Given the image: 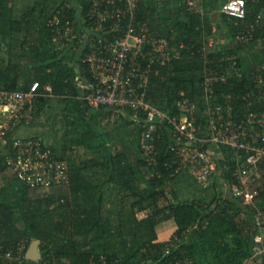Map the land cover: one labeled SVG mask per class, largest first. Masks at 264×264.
Masks as SVG:
<instances>
[{
	"label": "trees",
	"instance_id": "16d2710c",
	"mask_svg": "<svg viewBox=\"0 0 264 264\" xmlns=\"http://www.w3.org/2000/svg\"><path fill=\"white\" fill-rule=\"evenodd\" d=\"M227 1L201 0L198 6L204 8L202 17L189 11L185 0H141V14L169 37L177 54L169 63L152 67L147 98L153 105L178 115L176 104L180 94L185 93L198 104L199 117L205 122L204 79L216 73L228 75L233 68L238 72L236 76H229L224 84L215 82L216 101H212L232 107L237 121L245 120L248 106L255 111L264 110V87L258 81V75L264 73V54H253L254 67L246 63L241 52L244 45L238 39L244 35L246 40L264 42V0H247V16L240 21L220 13ZM16 2L0 0V91L28 90L39 82L42 95L35 103L29 126L38 122L55 98L70 103L67 114L80 134L72 140L71 147L50 145L60 159L69 162L68 183L32 190L20 181L24 188L14 194L9 187L0 188V264H99L102 257L119 264H264L260 257L249 263L256 248V210L226 194V182L231 180L232 172L231 152L216 150L219 174L211 186L202 189L209 192L216 186L212 199L180 200L173 191L171 201L164 187L184 171L174 162L172 128L161 124L156 131L160 136L157 163L147 167L141 151L147 129L144 120L135 119L136 114L128 109L95 108L83 101L78 80L88 76L82 59L90 47L76 44L73 52L66 46V37L49 25L69 2L73 6L67 8L63 23L69 20L77 24L79 5L84 17L89 10L85 0H63L59 5H55L56 1L35 0L21 17L15 18ZM218 13L223 18L219 25L224 28L226 41L235 43L232 48L222 44L207 47L210 36H215L212 25ZM259 15L262 20L257 26ZM114 111H126L134 118L127 124L140 137L138 161L133 160L131 151L130 155L119 145L115 147L111 136L102 130L104 119ZM119 116L124 118L122 113ZM138 117L144 119V114ZM75 147L93 153L82 159L79 168H73L76 159L67 152ZM5 157L4 148L0 147V176L7 175V182L13 183L17 177ZM140 164L142 170L151 174L143 187L138 183ZM225 164L229 170L223 167ZM260 170L264 174V166ZM113 187H120L128 195L117 210L105 205V195ZM257 204L264 209V191ZM18 215L21 224L17 222ZM165 232H173V236L169 241H160ZM32 247L40 258L28 257Z\"/></svg>",
	"mask_w": 264,
	"mask_h": 264
},
{
	"label": "built area",
	"instance_id": "2783aa9c",
	"mask_svg": "<svg viewBox=\"0 0 264 264\" xmlns=\"http://www.w3.org/2000/svg\"><path fill=\"white\" fill-rule=\"evenodd\" d=\"M85 2L89 10L84 17L83 7L79 5L77 24L69 20L63 23L71 3L62 7L59 16L49 21L57 34L66 37L67 45L75 43L90 47V52L82 59L88 76L78 80L82 100L95 108L128 109L136 114L135 119L144 120L147 129L141 150L149 167L157 163L160 136L155 133L161 124H168L173 131L171 149L176 154L175 164L205 188L211 186L219 174L215 151L229 150L232 172L231 180L226 182V194L241 199L256 210L254 222L258 233L252 261L264 256V209L257 204L264 191V174L260 170L264 166V110L255 111L248 106L245 120L237 121L233 118L232 107L212 101H216L213 99L215 82L224 84L229 76H236L238 72L231 68L228 75L216 73L204 79L205 122L199 117L198 104L185 93L180 94L181 99L176 104L179 114L171 115L153 105L147 97L153 65L158 62L165 65L177 54L157 34L150 19L141 14V0ZM185 4L189 11L204 17L205 11L196 6L194 0H185ZM221 13L244 20L247 0H228ZM261 20L259 15L257 26ZM238 39L246 41L244 35H239ZM258 79L264 87L263 72ZM39 88V82H34L28 90L0 91V147L4 148L8 167L32 190L64 185L69 182L70 173L69 162L60 159L41 137H20L17 134L34 119L35 103L42 95ZM228 98L231 101V96ZM141 114L144 119L138 117ZM225 167L230 166L225 164ZM99 264L119 262H108L102 257Z\"/></svg>",
	"mask_w": 264,
	"mask_h": 264
},
{
	"label": "rangeland",
	"instance_id": "374dc122",
	"mask_svg": "<svg viewBox=\"0 0 264 264\" xmlns=\"http://www.w3.org/2000/svg\"><path fill=\"white\" fill-rule=\"evenodd\" d=\"M34 1L35 0H17L16 2L17 9L14 17L15 18L21 17L27 5L29 6L31 4L33 5ZM48 1L49 3L52 1H56L57 4L55 5H59V3L63 0H48ZM71 5L73 6V3H71ZM79 15H81V13ZM222 37L224 38L223 41L221 37H217L216 40H214V42L216 44L223 43V45L227 48H232L235 45V43H233L232 41L231 42L226 41L223 35ZM240 43H243L242 45H244L241 52L243 53L244 56L243 58L245 59V62L251 64L254 67L253 54L255 53H257V55L264 54V46H262L264 45L263 44L264 42L262 43L261 41L251 39V40H246L245 42L241 41ZM66 46L68 49L72 50L73 52H76L75 43H69V45ZM69 107H70V103H66L62 100L54 98L51 101L49 107H47V109L44 111L43 115L37 120L38 122L36 124L29 127L25 126L19 129L17 134L20 137H34V136L41 137L48 145H54L57 146L58 148H63V145L65 144H67V147H71L72 140L79 136L80 131L78 129H74L72 126L73 123L72 117L67 114V110ZM119 113L124 114V118L120 117ZM127 121H134L132 115H130L126 111H114V114L110 118L104 119L102 130L111 136V139L115 144V147L119 145L122 151H127L129 154L131 151L133 155V160L138 161V158L140 157L139 148H138V144L141 143V141L139 140L140 137L137 131H135L131 125L127 124ZM67 152L68 155L71 154L72 157L76 159V162L73 164V168L75 167L79 168V163L82 161V159L89 158L93 154L91 152H88L84 147H75V148L67 149ZM141 166L142 165L140 164L141 177H139L138 183L139 185H141V187H143L149 183V179H150L149 177H151V174L149 173V171L144 169L147 172L145 173V171L142 170ZM100 171H98L99 174H101ZM185 173L189 175V173L186 170H184L183 173L178 175V177L170 181L169 184L165 185L164 191L168 193L167 198H171V201H173L172 192L175 191L180 200H193L198 197L199 198L202 197L203 199H208V200L212 199V197L215 195L216 192L215 189L217 188L216 186L213 188L212 187L209 188L208 189L209 192L208 191L205 192L202 190L203 186H201L191 175L190 176L193 179H191ZM0 177L2 179L0 183V188L9 187L10 189L9 192L12 194L21 192V188L22 187L24 188L22 183L17 179H15L13 183H10L7 182L9 181L7 175H2ZM30 191L28 190L29 193H32ZM37 194H39V196L43 195L42 192L36 193V195ZM105 196L107 198L105 205L107 204V207H110L111 209H115V210L119 209V207L123 204V202H125L128 199L127 192L123 193L120 190V187H113V189H110V191ZM17 222L21 224L19 215L17 216ZM192 231L193 229H191L190 235L192 234L191 233ZM163 235L161 234L160 241H169L173 236V232L172 233L165 232ZM185 236H187V234ZM30 249H28L25 253H28ZM252 262H253L252 260H249V263Z\"/></svg>",
	"mask_w": 264,
	"mask_h": 264
},
{
	"label": "crops",
	"instance_id": "0c3cea01",
	"mask_svg": "<svg viewBox=\"0 0 264 264\" xmlns=\"http://www.w3.org/2000/svg\"><path fill=\"white\" fill-rule=\"evenodd\" d=\"M163 1V0H162ZM195 1V3H196V6H198V2H200L201 0H194ZM167 2H169V1H167ZM199 8H203L202 6L200 7V5L198 6ZM204 9V8H203ZM264 11V10H263ZM221 13V12H220ZM205 17V16H204ZM215 17V22L213 23V33L212 34H215V36L214 35H211L210 36V39H209V43L207 44V47H209V48H211V47H213L214 45H216V43L214 42V40H216V38L217 37H221V39H222V41L224 40V38L222 37V35L224 36V28L223 29H220V26L221 25H219V22L221 21V19H223L222 18V16H221V14H217V15H215L214 16ZM154 29H155V31L157 32V34L162 38V39H165L166 41H167V44H168V46H170L171 48H172V51L174 50L173 49V47L171 46V44H170V40H169V37H167L166 35H163V34H161L160 33V28H159V26H157V24H155L154 25ZM221 35V36H220ZM225 40H227L226 39V37H225ZM222 45H223V43H222ZM204 54H206V49H204ZM169 63V62H168ZM158 64H160V65H163L162 64V62H158ZM152 71H153V69H152ZM215 153H216V151H215ZM218 167H219V165H218ZM225 169H227V170H229V167H225V165L223 166ZM217 178V177H216ZM245 204V203H244ZM253 223H254V226H255V228H257L256 227V224H255V222H254V217H253ZM257 233H258V229L256 230V235H257ZM256 237V236H255ZM255 239V238H254ZM255 254V253H254ZM254 254H253V256H254ZM253 256L251 257V258H253ZM259 258V257H258ZM260 258H264V256H260Z\"/></svg>",
	"mask_w": 264,
	"mask_h": 264
},
{
	"label": "water",
	"instance_id": "95a60500",
	"mask_svg": "<svg viewBox=\"0 0 264 264\" xmlns=\"http://www.w3.org/2000/svg\"><path fill=\"white\" fill-rule=\"evenodd\" d=\"M30 251H31V253L30 252L28 253V257L30 259H35L34 256H39V253H37V251L33 247ZM39 258H40V256H39Z\"/></svg>",
	"mask_w": 264,
	"mask_h": 264
},
{
	"label": "bare ground",
	"instance_id": "6f19581e",
	"mask_svg": "<svg viewBox=\"0 0 264 264\" xmlns=\"http://www.w3.org/2000/svg\"><path fill=\"white\" fill-rule=\"evenodd\" d=\"M142 151V150H141ZM143 155V154H142ZM147 167H149L147 164H146Z\"/></svg>",
	"mask_w": 264,
	"mask_h": 264
}]
</instances>
